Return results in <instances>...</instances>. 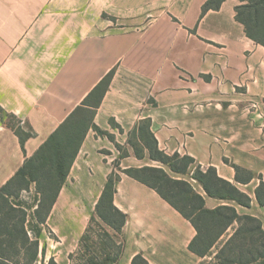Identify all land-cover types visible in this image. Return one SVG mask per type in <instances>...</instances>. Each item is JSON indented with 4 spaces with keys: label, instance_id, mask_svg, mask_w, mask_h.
<instances>
[{
    "label": "crops",
    "instance_id": "crops-1",
    "mask_svg": "<svg viewBox=\"0 0 264 264\" xmlns=\"http://www.w3.org/2000/svg\"><path fill=\"white\" fill-rule=\"evenodd\" d=\"M206 1L0 0V188L77 107L94 109L104 132L86 131L31 264L75 261L112 172L113 204L125 214L119 233L106 228L121 244L114 264H200L189 219L124 171L147 165L148 152L138 158L128 142L141 123L159 150L193 159L188 171L212 167L245 193L250 205H232L238 214L264 209L255 196L264 182V45L236 20L239 0L203 12ZM109 72L94 108L89 95ZM235 166L251 178L237 180ZM202 191L207 208L227 204Z\"/></svg>",
    "mask_w": 264,
    "mask_h": 264
},
{
    "label": "trees",
    "instance_id": "trees-1",
    "mask_svg": "<svg viewBox=\"0 0 264 264\" xmlns=\"http://www.w3.org/2000/svg\"><path fill=\"white\" fill-rule=\"evenodd\" d=\"M222 1L207 0L203 4L202 11L216 9ZM239 1L240 3L235 6L236 20L243 24L247 36L264 45V40L252 33V29L257 26L256 20L259 11L264 13V0ZM110 77L111 72L90 93L89 97L94 98V108L106 90ZM90 102L85 99L83 105ZM85 113L89 114V118L86 124L83 125L82 118L79 117ZM93 114L94 109L77 107L41 144L37 151L25 159L23 165L0 188V256L4 257L9 250L18 255L21 248H25V252H31L30 261L27 264H31L36 260L40 229L34 232L33 237H30L26 218L27 209L12 202L11 199L19 198L23 191H29L30 184L33 182L36 193L41 195L34 214L39 224L45 222L86 131L92 128L99 134L104 133L92 122ZM131 137L137 138L145 146L150 159L166 164L174 173H186L188 167L193 163V159L189 156H180L176 153L167 155L159 150L156 139L152 134H148L145 123H141L133 130V134H129L128 139L135 156L138 158L143 157L142 150L135 148ZM20 138L22 140V137ZM235 170L237 180L248 181L251 178L249 172L236 166ZM124 171L154 188L185 218L189 219L196 230V235L190 242L189 249L198 256H206L210 248L226 230L236 224L233 233L222 242L221 250L227 249L233 256L238 257L230 260L231 264H264V230L260 220L256 217L248 214L240 215L234 206L230 204H221L212 209L207 208L204 197L196 192L187 180L169 176L161 167L143 165L137 168H128ZM240 174H244V177H241ZM192 177L200 183L204 192L210 197L235 201L243 206L250 205V198L235 185L220 178L212 167L205 170L196 167ZM116 178L117 175L114 172L109 174L95 205L94 214L81 236V245L78 252L82 251V244L90 230V224L96 220L105 223L116 233L121 231L125 222V214L113 204L114 181ZM255 196L258 203L264 205V182H261L255 189ZM175 197H179L181 204L173 200ZM44 199H46V204L43 206ZM42 206L44 210L41 212L40 208ZM244 221L246 224H244ZM218 223H222V228L215 233L206 225L212 224L213 226ZM203 224H205V228L202 227ZM247 225H253V227ZM104 236L109 240L107 242L108 248L102 251L103 258L100 259L95 254L88 255L84 259V264H114L116 262L121 251V244H117L107 231ZM248 244H250V248H247ZM246 251L248 255H245L247 254ZM48 264L57 263L51 257Z\"/></svg>",
    "mask_w": 264,
    "mask_h": 264
},
{
    "label": "rangeland",
    "instance_id": "rangeland-1",
    "mask_svg": "<svg viewBox=\"0 0 264 264\" xmlns=\"http://www.w3.org/2000/svg\"><path fill=\"white\" fill-rule=\"evenodd\" d=\"M240 3V1H239ZM256 27L252 29V33L255 36H258L260 39L264 40V13L259 11V15L257 18ZM258 29V30H257ZM79 118H82V124H86V121L89 118V114L85 113L83 116H80ZM78 118V119H79ZM131 141L134 143L135 148L139 149L142 152L147 151L145 146H143L135 137H131ZM70 149V148H68ZM142 163H146L150 166H158L163 168L169 176H172L177 179H184L187 180L193 189L196 192H203L202 188L200 186V183L192 177L194 169L190 171H186L184 174H178L172 172L166 164H163L157 160H152L149 158L148 155L144 156V158L141 160ZM31 191H23L21 193V196L19 198H12L11 201L17 204H20L21 206L25 207L27 209V224L28 229L31 234V237H33L34 232H36L38 229L42 228L40 224L37 221V218L35 217V210L38 204V200L40 199L41 195L36 193L35 191V184L32 182L30 184ZM173 200L181 204V201L179 197L173 198ZM223 202L231 205H236V202L231 200H223ZM46 204V199L43 200V206ZM40 208V211L42 212L44 210V207ZM19 210V209H17ZM239 210L242 212H247V214H255L257 215L263 225H264V209L260 208L259 206L255 205L250 209L239 207ZM244 224L246 222L244 221ZM208 228L215 233L216 231H219L222 228V223H218L217 225L212 224H206ZM237 226L236 224L232 225V227L228 228L226 232L214 243V245L210 248L209 252L206 256L201 257L200 264H231L230 260L238 258L237 256H233L229 250L224 249L221 250L222 242L228 237L230 233H232L233 228ZM253 227V225H247ZM108 226L101 222L100 220H96L95 222H92L90 224V230L87 233V237L82 244V251L77 252L73 258L75 261H73L72 264H84V259L87 258L88 255L95 254L98 256V258H103L102 251H105L108 248V238L104 236L106 232V228ZM202 227L205 228V224L202 225ZM47 232H49L48 227L46 228ZM48 237L50 238L49 245H52L55 240L52 233H48ZM81 245V244H80ZM50 248V246H49ZM247 248H250V244L247 245ZM248 255V252L246 251ZM7 254V255H6ZM4 257L0 256V264H27L29 263V257L31 255L30 251L25 252V248H21V253L16 255L11 250L6 253ZM247 257V256H246ZM241 258V257H240ZM245 259V258H244Z\"/></svg>",
    "mask_w": 264,
    "mask_h": 264
},
{
    "label": "built area",
    "instance_id": "built-area-1",
    "mask_svg": "<svg viewBox=\"0 0 264 264\" xmlns=\"http://www.w3.org/2000/svg\"><path fill=\"white\" fill-rule=\"evenodd\" d=\"M252 105H253V107H256V103L254 102V103H252Z\"/></svg>",
    "mask_w": 264,
    "mask_h": 264
}]
</instances>
